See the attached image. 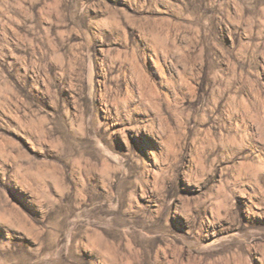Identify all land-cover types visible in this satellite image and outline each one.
Masks as SVG:
<instances>
[{"label":"rangeland","instance_id":"374dc122","mask_svg":"<svg viewBox=\"0 0 264 264\" xmlns=\"http://www.w3.org/2000/svg\"><path fill=\"white\" fill-rule=\"evenodd\" d=\"M0 264H264V0H0Z\"/></svg>","mask_w":264,"mask_h":264}]
</instances>
